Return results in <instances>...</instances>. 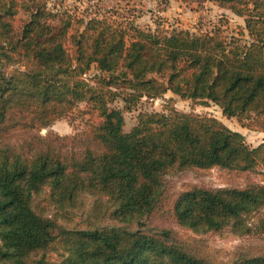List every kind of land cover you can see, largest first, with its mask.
Here are the masks:
<instances>
[{"label":"trees","instance_id":"obj_1","mask_svg":"<svg viewBox=\"0 0 264 264\" xmlns=\"http://www.w3.org/2000/svg\"><path fill=\"white\" fill-rule=\"evenodd\" d=\"M212 1L226 13L193 32L160 20L141 29L135 10L87 8L79 18L50 0H0V264H264L247 252L213 263L144 223L165 176L264 168V141L252 147L215 117L176 110L142 112L124 130L125 113L171 92L264 132V0ZM76 112L83 131L39 134ZM19 131L32 134L6 140ZM42 193L57 219L34 209ZM172 211L194 233L263 235L264 185L190 188ZM104 218L116 223L96 227ZM55 244L58 260H30Z\"/></svg>","mask_w":264,"mask_h":264},{"label":"rangeland","instance_id":"obj_2","mask_svg":"<svg viewBox=\"0 0 264 264\" xmlns=\"http://www.w3.org/2000/svg\"><path fill=\"white\" fill-rule=\"evenodd\" d=\"M54 2L62 4L61 6L70 9L72 13L76 9V11L80 12L78 14L79 18H82L86 14L83 11L87 8L96 12V9L105 11L111 10L112 8L108 9L110 6H117L115 8L121 10L124 15L126 14L125 16L129 15V10H135L134 20L140 26L153 28L155 27V22L160 20L164 24V28L177 26L179 29H189L193 32H198L199 28L205 31L208 24L216 22L222 13H226L218 9L212 0H206L201 6L198 5L197 2L199 1L196 0L193 2L185 0H121L118 5L115 1L92 3L91 0H86L82 3L79 0H54ZM93 6H95V9ZM149 9L152 10L151 13L148 12ZM166 10H168V13L165 16L163 13ZM23 18L24 16L20 15L18 19ZM151 20H153L152 25L150 23ZM240 22V19L232 17L233 26ZM115 106L121 107L122 103H117ZM81 109H85L84 104L81 106ZM173 110L187 114L194 113L215 117L232 130L242 133L246 138V142L252 147L264 141V132H259L248 127L250 121L227 118L223 115L222 110L213 104L208 106L195 104L191 100H182L171 92H168L161 98L152 100L143 99L135 110L125 113L124 130L125 132H130L136 126L137 117L142 112L170 114ZM85 122L86 117L79 116L76 112L69 118L59 120L52 124L51 127L42 129L39 134L46 136L48 133H52L60 137H72L84 130ZM31 134V132L19 131L8 135L6 140L19 143L24 139H28ZM164 181L163 199L158 209L144 220L145 227L173 231L175 233L174 237L185 250L213 263H226L243 252L258 255L264 254V234L253 233L247 236H236L229 228L221 232L198 234L180 227L172 211L173 205L179 195L190 188H244L253 184L264 185V168H258L250 172L227 170L219 167L207 170L188 169L167 175L164 177ZM33 206L42 216L52 217L53 219L58 218L56 211L48 204L43 193L35 197ZM58 222L60 224L64 223L62 219H58ZM114 223L116 222L109 218H104L97 222L95 226L107 227L112 226ZM61 252L59 244H55L45 253L32 255L30 260H35L44 255L47 259L56 261L60 258Z\"/></svg>","mask_w":264,"mask_h":264},{"label":"crops","instance_id":"obj_3","mask_svg":"<svg viewBox=\"0 0 264 264\" xmlns=\"http://www.w3.org/2000/svg\"><path fill=\"white\" fill-rule=\"evenodd\" d=\"M51 1V5H56L57 7H61V8H65V7H63V6H61L62 4H60V3H56V2H54V0H50ZM80 2H82V3H84V1H86V0H79ZM92 1V3H98V2H100V3H103V2H106V1H108V2H117V5L120 3V1L121 0H91ZM91 3V2H90ZM115 7H117V6H110L108 9H110V8H115ZM217 7V6H216ZM218 8V7H217ZM65 9H67V8H65ZM70 10V9H69ZM73 10V9H72ZM151 11L152 10H148V12H150L151 13ZM167 13H168V10H166L163 14L166 16L167 15ZM153 19V18H152ZM241 21V20H240ZM152 22H153V20H151L150 21V23H151V25H152ZM135 23H136V25L139 27V28H141V29H152V30H154L155 29V27H148V26H145V27H143V26H140L139 25V23L135 20ZM243 22L241 21L240 22V24H242ZM155 24H156V22H155ZM154 25V24H153ZM172 28H179V27H172ZM180 29H183V28H180Z\"/></svg>","mask_w":264,"mask_h":264},{"label":"built area","instance_id":"obj_4","mask_svg":"<svg viewBox=\"0 0 264 264\" xmlns=\"http://www.w3.org/2000/svg\"><path fill=\"white\" fill-rule=\"evenodd\" d=\"M163 13V12H162Z\"/></svg>","mask_w":264,"mask_h":264}]
</instances>
